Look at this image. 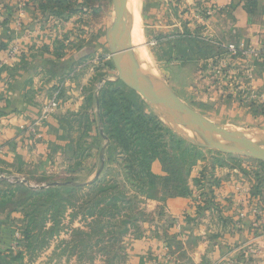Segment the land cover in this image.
I'll use <instances>...</instances> for the list:
<instances>
[{
  "label": "rangeland",
  "instance_id": "374dc122",
  "mask_svg": "<svg viewBox=\"0 0 264 264\" xmlns=\"http://www.w3.org/2000/svg\"><path fill=\"white\" fill-rule=\"evenodd\" d=\"M28 1L38 19L50 17L55 26L61 22L72 27L69 34L59 36L51 54L52 58L71 59L73 63L63 76L42 71L36 79H28L39 87L34 92L43 95L40 112L57 91L60 103L33 134L16 139L14 146L25 152L18 154L22 158L17 157L7 170L0 168V258L4 264L123 263L133 251L136 239L147 237L149 230L160 222L172 225L169 201L183 196L171 197L167 187L154 190L147 185L148 193L158 194L157 198H148L138 188L140 179L133 182L127 179L125 151L103 135L99 116L102 89L129 88L118 80L107 37V29L115 17L114 1L92 0L86 6L83 0H65L66 5L79 10L70 15L63 13L62 19L58 15V21L50 10L44 12L40 7L47 0H13L17 21H22L19 17L24 13L25 6L20 4ZM245 10L252 15L251 9L245 6ZM231 11L225 0H143L144 48L162 82L198 112L243 134L264 133V117L257 118L252 113L253 105L264 107L263 86L246 82L255 78L254 68L264 65V56L260 60L223 56L224 49L218 43L253 47L262 44L254 45L241 38L228 42L218 36ZM218 19L222 21L219 24ZM212 50L219 53L206 58L204 53ZM224 58L230 73L226 78L218 77L214 70ZM236 83L240 84L236 91L243 95L240 98L236 91L230 92V87L239 85ZM223 85H230L225 92ZM138 100L145 112L159 116L179 137L198 144L166 122L141 95ZM239 102L244 105L241 114L237 112ZM40 112L25 124L35 122ZM165 139L168 149L173 150L172 142ZM186 141L176 148L188 168L185 159L190 160L191 155L186 150ZM200 149L192 175L187 179L192 190L187 197L198 193L196 207L208 201L204 197L206 189L216 190L219 179L227 177L239 179V191L257 192L255 207L264 205V161L202 145ZM156 165V171L160 172L158 160L154 161ZM95 179H101L97 186L87 185L78 190L59 188L51 192L49 185L66 181L87 184ZM247 200L242 199L250 205Z\"/></svg>",
  "mask_w": 264,
  "mask_h": 264
},
{
  "label": "crops",
  "instance_id": "0c3cea01",
  "mask_svg": "<svg viewBox=\"0 0 264 264\" xmlns=\"http://www.w3.org/2000/svg\"><path fill=\"white\" fill-rule=\"evenodd\" d=\"M246 1L225 0L231 7L232 19L223 21L218 36L228 42L241 38L254 45L263 44L264 0H252L250 4ZM245 6L251 9L252 15ZM13 7V0H0V63L14 45L21 49L0 67V145L4 150L0 152V168L6 170L17 157L22 158L18 154L25 153L14 146L16 139L20 138L21 126L35 117L42 105L43 95L34 92L39 87L33 86L28 79H36L42 71L59 77L61 75L54 72L53 64L72 61L52 58L51 54L59 36L68 33L72 27L63 26L61 22L55 26L50 17L38 19L30 1L24 7L23 17H19L22 20L19 26ZM52 15L58 20L57 15ZM220 22L218 19L217 24ZM254 72L255 78L246 82L263 86L264 91V65L255 67ZM229 86L223 85V92ZM239 87L240 84L235 89L230 87V92ZM237 93L239 98L243 96L240 90ZM243 107L240 104L236 111L241 114ZM262 117L264 115L257 118ZM228 178L219 179L220 186L216 190L206 189L204 197L208 201L200 204L202 208L195 206L197 191L194 197L169 201L173 211L171 223H176L170 227L161 222L153 226L147 237L134 241L133 251L120 264H264V205L255 207V195L239 191V179ZM244 197L250 205L242 201Z\"/></svg>",
  "mask_w": 264,
  "mask_h": 264
},
{
  "label": "trees",
  "instance_id": "16d2710c",
  "mask_svg": "<svg viewBox=\"0 0 264 264\" xmlns=\"http://www.w3.org/2000/svg\"><path fill=\"white\" fill-rule=\"evenodd\" d=\"M91 2L92 0H83V4L86 6H89ZM40 7L44 12L50 10V13L54 15H61V19L64 18L63 13L70 15L79 10L72 5H66L65 0H47L46 3H40ZM184 36L193 38V35ZM219 50L222 53V49ZM212 51L204 53V56L208 58L219 53ZM72 63L73 60L55 62L53 70L56 74L63 76ZM139 96L136 91L129 88L108 87L102 89L99 98V116L103 122V135L109 138L112 143L121 146L125 151L128 159V163L125 164L127 179L132 180V182L133 179H140L138 188L148 198H157L158 194L148 193L146 191L147 185H151L154 190L165 186L169 189L171 197H187L192 193L187 179L191 177L192 169L198 160V156H200V145L187 142L184 138L179 137L174 129L169 127L159 116L145 112L138 100ZM252 111L254 116L264 115V107L259 105H253ZM165 137L172 142L171 148L173 150L168 149ZM185 141L187 142L186 150L191 155L190 160L185 159L188 162V168L185 167L187 163L182 162L176 148ZM155 160L159 161L160 172L155 169L158 166H154ZM99 181L101 179H95L87 184L66 181L53 184L50 187L51 192H56L59 188L78 190L87 185L97 186ZM103 190L106 192L105 189ZM253 194L256 195L257 192L254 191ZM117 200H119L118 197ZM108 202L111 203L112 201Z\"/></svg>",
  "mask_w": 264,
  "mask_h": 264
},
{
  "label": "water",
  "instance_id": "95a60500",
  "mask_svg": "<svg viewBox=\"0 0 264 264\" xmlns=\"http://www.w3.org/2000/svg\"><path fill=\"white\" fill-rule=\"evenodd\" d=\"M115 17L111 26L107 29V37L115 66L118 70V80L136 91L159 115L169 114L178 121L192 127L199 132L205 142L201 143L192 139L202 146H207L228 153L243 154L264 161V146L254 139L246 137L236 129L212 121L192 106L187 104L179 96L173 93L164 83V88H157L139 74L133 62L124 58V52L130 50L125 43L124 18L128 12L131 0H113ZM213 135H219L228 143L216 140ZM101 170L97 173L99 176ZM50 183L49 185L59 184ZM0 264H3L0 258Z\"/></svg>",
  "mask_w": 264,
  "mask_h": 264
},
{
  "label": "bare ground",
  "instance_id": "6f19581e",
  "mask_svg": "<svg viewBox=\"0 0 264 264\" xmlns=\"http://www.w3.org/2000/svg\"><path fill=\"white\" fill-rule=\"evenodd\" d=\"M142 5L143 0H131L128 12L124 18V31H125V43L131 50L127 54H124V58L133 62L136 71L147 79L151 84L157 88H163V82L158 73L150 64L148 52L144 48V29L142 19ZM127 52V51H126ZM125 52V53H126ZM151 53V52H150ZM154 61V60H153ZM152 61V62H153ZM159 71V70H158ZM163 119L170 125L180 129L186 136L193 138L194 140H204L203 136L192 127L178 121L174 117H171L168 113L162 114ZM249 131V130H248ZM254 131V130H253ZM251 132V131H250ZM260 132V131H259ZM243 133V132H242ZM244 135L248 138L254 139L264 146V133H248ZM216 140L224 141L228 143L219 135H213ZM199 142V141H198Z\"/></svg>",
  "mask_w": 264,
  "mask_h": 264
},
{
  "label": "built area",
  "instance_id": "2783aa9c",
  "mask_svg": "<svg viewBox=\"0 0 264 264\" xmlns=\"http://www.w3.org/2000/svg\"><path fill=\"white\" fill-rule=\"evenodd\" d=\"M22 7H24V4H20ZM17 24L19 26L22 25V22L20 20L17 21ZM221 48L224 49V53L222 54L223 56L225 54L233 56L234 58L238 57H254L256 60L262 59L264 56V43L259 46V47H253L251 45H237L235 42H230V43H225V44H220ZM19 47L18 46H13L10 50H8L6 58L3 59L0 63V67L6 64L10 59H12L14 56H16L19 52ZM221 57V56H220ZM228 62L227 58H224L223 61L220 63V65L214 67V70H216L217 76L218 77H228L229 76V71H228ZM60 92L57 91L56 93H53L51 98L47 101V103L44 105L42 108L39 117L37 120L31 124H24L21 126L20 129V135L19 137H24L26 135L33 134L38 127V124L43 122L45 119H47L54 111L56 108L59 106V97ZM3 146L0 145V152H2ZM255 212H258L257 209H255ZM243 215H245V212H243ZM178 227H180V223L177 224ZM264 252V249H263Z\"/></svg>",
  "mask_w": 264,
  "mask_h": 264
}]
</instances>
